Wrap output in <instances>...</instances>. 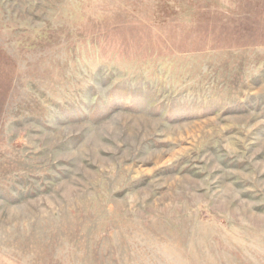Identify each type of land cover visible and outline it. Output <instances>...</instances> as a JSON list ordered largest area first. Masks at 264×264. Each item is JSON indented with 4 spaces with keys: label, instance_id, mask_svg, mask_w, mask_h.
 Listing matches in <instances>:
<instances>
[{
    "label": "rangeland",
    "instance_id": "1",
    "mask_svg": "<svg viewBox=\"0 0 264 264\" xmlns=\"http://www.w3.org/2000/svg\"><path fill=\"white\" fill-rule=\"evenodd\" d=\"M0 264H264V0H0Z\"/></svg>",
    "mask_w": 264,
    "mask_h": 264
}]
</instances>
